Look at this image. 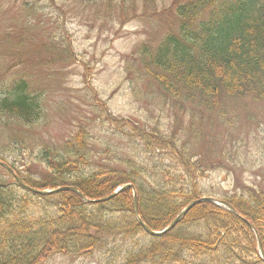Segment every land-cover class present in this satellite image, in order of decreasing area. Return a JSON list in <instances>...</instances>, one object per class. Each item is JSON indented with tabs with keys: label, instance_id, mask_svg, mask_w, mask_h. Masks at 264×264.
<instances>
[{
	"label": "trees",
	"instance_id": "16d2710c",
	"mask_svg": "<svg viewBox=\"0 0 264 264\" xmlns=\"http://www.w3.org/2000/svg\"><path fill=\"white\" fill-rule=\"evenodd\" d=\"M173 14L176 29L155 47H139L146 73L163 91L175 97L183 91L185 97L198 93L211 99L264 100V0H188L175 3ZM0 114L29 125L41 118L42 108L22 80L0 96ZM111 124L139 144L150 165L131 156L122 165L93 162L84 128L61 151H44L48 174L43 179L28 173L27 160L22 161V176L15 159L0 154V160L34 188L72 186L89 199L131 183L139 215L154 230L163 229L197 197H218L254 225L264 249V187L235 183L220 193L204 185L213 167L181 139V129L165 133L157 124L130 119ZM10 180L7 184L0 176V264H38L59 253L89 256L101 247H127L119 264H264L248 225L210 202L193 206L164 235L150 236L134 216L130 189L105 202L86 203L71 191L37 195Z\"/></svg>",
	"mask_w": 264,
	"mask_h": 264
},
{
	"label": "rangeland",
	"instance_id": "374dc122",
	"mask_svg": "<svg viewBox=\"0 0 264 264\" xmlns=\"http://www.w3.org/2000/svg\"><path fill=\"white\" fill-rule=\"evenodd\" d=\"M184 1L0 0V96L23 80L42 108L41 118L29 125L0 114V154L16 160L21 176L22 161H29L28 173L43 179L44 151H61L84 128L93 162L122 165L131 156L150 165L139 144L111 124L130 119L157 124L165 133L181 129V139L213 167L205 186L220 193L235 183L264 187V100L185 97L183 91L175 97L144 69L139 47H155L176 29L174 4ZM0 176L11 183L1 168ZM125 248L101 247L89 256L59 253L38 264H119Z\"/></svg>",
	"mask_w": 264,
	"mask_h": 264
},
{
	"label": "water",
	"instance_id": "95a60500",
	"mask_svg": "<svg viewBox=\"0 0 264 264\" xmlns=\"http://www.w3.org/2000/svg\"><path fill=\"white\" fill-rule=\"evenodd\" d=\"M0 166L4 167L6 170H8L15 178V180L17 181V183L19 185H21L23 188L35 193V194H39V195H48V194H52V193H56L59 191H63V190H67V191H72L75 192L84 202H88V203H99V202H104L107 201L111 198H113L115 195H117L118 193H120L121 191L125 190V189H132V193H133V212L134 215L136 217V219L139 221V223L142 225V227L144 228V230L149 233L150 235H154V236H158L161 234H164L166 232H168L169 230H171L180 220L181 218L197 203L201 202V201H209V202H213L215 204H218L224 208H226L227 210H229L230 212H232L233 214L240 216L239 213L228 203L213 198V197H200L192 202H190L188 205H186L175 217L174 219L162 230L160 231H154L152 229H150L140 218L139 213H138V205H137V199H136V192L134 190V187L131 184H125L122 186L117 187L114 191H112L110 194H108L105 197L99 198V199H88L86 196H84L77 188L75 187H57L55 189L52 190H38V189H34L28 185H26L24 183V181L19 178L14 171L4 162L0 161ZM244 220V219H243ZM249 227L253 230V232L255 233L256 236V240H257V245H258V250L260 253L261 258L264 261V251L262 249L258 234L255 230V228L253 227L252 224H250L248 221L244 220Z\"/></svg>",
	"mask_w": 264,
	"mask_h": 264
}]
</instances>
